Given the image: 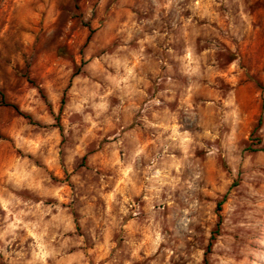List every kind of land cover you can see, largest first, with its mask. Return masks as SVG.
Listing matches in <instances>:
<instances>
[{"label": "clouds", "instance_id": "9594fccd", "mask_svg": "<svg viewBox=\"0 0 264 264\" xmlns=\"http://www.w3.org/2000/svg\"><path fill=\"white\" fill-rule=\"evenodd\" d=\"M253 2L2 0L0 264H264Z\"/></svg>", "mask_w": 264, "mask_h": 264}, {"label": "rangeland", "instance_id": "374dc122", "mask_svg": "<svg viewBox=\"0 0 264 264\" xmlns=\"http://www.w3.org/2000/svg\"><path fill=\"white\" fill-rule=\"evenodd\" d=\"M0 3H2V0H0ZM251 8L253 10H262L264 11V0H254V2L251 4ZM227 10V9H225ZM6 15V13H0V16ZM170 27V25H169Z\"/></svg>", "mask_w": 264, "mask_h": 264}]
</instances>
